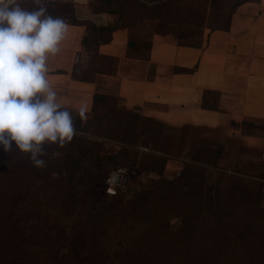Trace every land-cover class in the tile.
<instances>
[{
	"label": "rangeland",
	"instance_id": "obj_1",
	"mask_svg": "<svg viewBox=\"0 0 264 264\" xmlns=\"http://www.w3.org/2000/svg\"><path fill=\"white\" fill-rule=\"evenodd\" d=\"M235 1L86 0L92 11H111L112 25L126 31L134 56L145 54L155 34L180 44H198L204 31L225 27ZM22 6L33 7L31 0ZM72 8V0L48 3L52 15L66 20ZM108 62L88 54L78 59L76 71L88 76L95 64ZM111 107L117 113H107ZM122 107L113 99L98 102L97 126L108 127L112 120L129 126L130 115ZM135 114L136 124L143 126ZM121 131L118 126L112 134H93L90 127L84 135L98 144L86 158L71 155L74 160L58 161L60 150L45 145L42 158L47 166L42 169L24 154L0 151V264H231L225 259V246L212 245L208 221L197 223L186 214L192 210L191 198L204 197L208 188L222 190L221 203L236 208L240 221H247L242 223L241 240L245 264H264V233L259 232L264 222L248 225L254 220L251 207L257 203L264 209V161L223 168L217 165L214 149L203 148L170 159L143 136L115 140L125 134ZM183 167L198 175V189L190 182L177 192L162 183L179 177ZM230 181L237 183L240 193L228 195ZM256 184L261 198L251 202L243 193Z\"/></svg>",
	"mask_w": 264,
	"mask_h": 264
},
{
	"label": "crops",
	"instance_id": "obj_2",
	"mask_svg": "<svg viewBox=\"0 0 264 264\" xmlns=\"http://www.w3.org/2000/svg\"><path fill=\"white\" fill-rule=\"evenodd\" d=\"M72 4L77 22H68L61 51L48 61L62 107L76 113L85 105L89 114L95 95L113 96L162 126L158 152L165 157L217 148L223 168L264 161V0L239 3L224 28L204 31L196 45L155 34L142 56L129 53L119 28L105 42L83 45V37L92 39L89 26H110L114 17L92 11L86 0ZM88 54L109 62L75 77L78 59Z\"/></svg>",
	"mask_w": 264,
	"mask_h": 264
},
{
	"label": "clouds",
	"instance_id": "obj_3",
	"mask_svg": "<svg viewBox=\"0 0 264 264\" xmlns=\"http://www.w3.org/2000/svg\"><path fill=\"white\" fill-rule=\"evenodd\" d=\"M23 2L0 0V151L24 154L42 169L45 145L70 143L88 109L80 105L74 117L48 79L49 57L61 51L68 21L49 12V0H31V9Z\"/></svg>",
	"mask_w": 264,
	"mask_h": 264
},
{
	"label": "trees",
	"instance_id": "obj_4",
	"mask_svg": "<svg viewBox=\"0 0 264 264\" xmlns=\"http://www.w3.org/2000/svg\"><path fill=\"white\" fill-rule=\"evenodd\" d=\"M245 0H237L233 3L232 8L230 10V13L232 12L233 8L238 5L239 3L243 2ZM106 0H104V3ZM102 4V1L101 3ZM94 12H108L111 13V11H104V10H93ZM229 13V14H230ZM68 22H77L75 18L73 17V14L67 19ZM226 26V25H225ZM90 35L92 36V39L89 42H86L84 40V37L82 39L83 45L89 43V44H98L100 42H105L109 39V34L111 30L122 28L119 26H106V27H95V26H89ZM224 28V27H223ZM129 39L127 40V46L129 47ZM180 44V43H179ZM185 45H193V44H185ZM109 60V59H104ZM73 75L76 77H85L82 75H79L76 70L73 71ZM109 99H113L114 101L119 102L115 97L113 96H107V95H95L93 97V106L91 109V117L87 118L86 121L82 122L77 117L76 119V127L78 132H88L89 128L91 127L93 134L100 133H108L112 134L114 129L118 128V126H122L123 131L119 133H124L121 138H118V136H114L113 138L115 140L119 139L121 141H125V139L133 135V140L137 139L139 136H143V141L151 142L154 145L159 144L160 139L162 138L163 131L162 126L159 124H153L143 118L140 117V121L144 123L146 126H141L138 123L136 124L137 115L135 112H132L130 110H126L122 107L123 113L130 115L128 122L130 123L129 126H124V124L121 121L112 120L111 125L108 127H98V121L99 117L94 113L95 106L98 102H104ZM117 113L112 111V107L110 108L108 112ZM73 116H77V114L73 113ZM108 117H105V119ZM111 119H114L112 117ZM126 124V123H125ZM145 128V130L140 131V129ZM125 129V131H124ZM97 130H99L97 132ZM128 131L129 133H127ZM138 132V133H135ZM88 134V133H87ZM97 141L93 140L89 137V135H79L75 136L73 140L65 145L63 148H60L56 146L62 155L57 158L58 161L68 159L74 160L75 158L70 157L71 155H78L82 158H86V155H91L92 148L97 145ZM204 150H210L209 148H203ZM215 151V158L218 157L219 150L217 148L214 149ZM117 154V153H115ZM112 157V156H111ZM79 162L75 161L74 166H78ZM196 173L193 172V170L190 171L189 167H183V171L180 172L179 177H176L173 179V181H163L162 183L168 184L171 186V189L176 190L179 192L181 188L188 187V184L190 182H193V184H197V189L202 185L201 180L199 182L196 181V177L198 175H195ZM68 180H70V174L68 175ZM239 182L238 179H235ZM186 183V184H183ZM228 191L230 196H233V191L241 192V190L237 187V183L235 181H230L228 185ZM187 192L191 193L193 190H187ZM198 192V191H197ZM179 194V193H178ZM243 194H246V199L251 200V202L258 201L261 198V192L259 186L256 184V186H252L247 192H244ZM224 197V194L222 190L214 188L213 190H210L209 188L205 190L204 197H201V195L192 197V210L188 213L190 217H194L197 220V223L202 221H208V228L211 236V243L212 245H221L226 250L225 252V259L228 262H231V264H245L248 259L246 258V251L243 246L242 236L244 235V226L241 222L240 217H238V214L240 211L236 210V208L230 207L228 204H222L221 199ZM166 200L167 196L165 197ZM252 213L254 212V220H249L248 225H251V223L256 222L255 224L260 223L261 221L264 222V209L261 208V206L253 205L252 207ZM254 224V225H255ZM260 228L259 232L264 233V225ZM259 243V240L255 241V244ZM216 264V263H215Z\"/></svg>",
	"mask_w": 264,
	"mask_h": 264
},
{
	"label": "built area",
	"instance_id": "obj_5",
	"mask_svg": "<svg viewBox=\"0 0 264 264\" xmlns=\"http://www.w3.org/2000/svg\"><path fill=\"white\" fill-rule=\"evenodd\" d=\"M108 191H111L109 188H107Z\"/></svg>",
	"mask_w": 264,
	"mask_h": 264
}]
</instances>
